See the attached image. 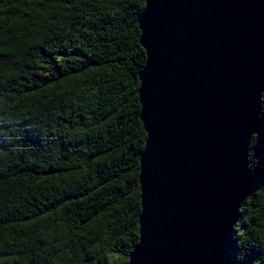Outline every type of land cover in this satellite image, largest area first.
<instances>
[{"label":"trees","instance_id":"1","mask_svg":"<svg viewBox=\"0 0 264 264\" xmlns=\"http://www.w3.org/2000/svg\"><path fill=\"white\" fill-rule=\"evenodd\" d=\"M145 3L0 0V264H128ZM249 168L226 264H264V91Z\"/></svg>","mask_w":264,"mask_h":264},{"label":"water","instance_id":"2","mask_svg":"<svg viewBox=\"0 0 264 264\" xmlns=\"http://www.w3.org/2000/svg\"><path fill=\"white\" fill-rule=\"evenodd\" d=\"M140 237L128 264H226L254 185L264 0H145Z\"/></svg>","mask_w":264,"mask_h":264}]
</instances>
